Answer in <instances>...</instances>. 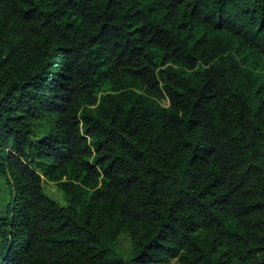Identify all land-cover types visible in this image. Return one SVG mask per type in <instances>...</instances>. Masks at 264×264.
I'll return each instance as SVG.
<instances>
[{
	"label": "trees",
	"instance_id": "trees-1",
	"mask_svg": "<svg viewBox=\"0 0 264 264\" xmlns=\"http://www.w3.org/2000/svg\"><path fill=\"white\" fill-rule=\"evenodd\" d=\"M0 264H264V0H0Z\"/></svg>",
	"mask_w": 264,
	"mask_h": 264
},
{
	"label": "rangeland",
	"instance_id": "rangeland-1",
	"mask_svg": "<svg viewBox=\"0 0 264 264\" xmlns=\"http://www.w3.org/2000/svg\"><path fill=\"white\" fill-rule=\"evenodd\" d=\"M45 189H46V193L51 197L56 199L57 201H59L62 204H66V200L64 198V195L61 191H59L57 189V187L53 184H46L45 185ZM127 235L126 234H122L119 239H118V245L116 247V254L118 256H120L124 261H130L131 259V250L132 247L130 246V244L128 243V241L126 240Z\"/></svg>",
	"mask_w": 264,
	"mask_h": 264
}]
</instances>
